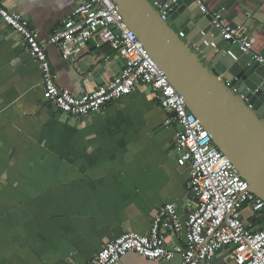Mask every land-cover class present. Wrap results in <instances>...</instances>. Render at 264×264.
Listing matches in <instances>:
<instances>
[{
  "label": "crops",
  "instance_id": "crops-1",
  "mask_svg": "<svg viewBox=\"0 0 264 264\" xmlns=\"http://www.w3.org/2000/svg\"><path fill=\"white\" fill-rule=\"evenodd\" d=\"M81 1L0 0L38 31L58 85L77 96L123 69L108 43L90 42L75 62L48 44ZM223 1L205 4L215 11ZM257 1L264 11V0ZM244 36L264 54V25ZM42 81L38 62L0 17V264H88L121 235L146 234L168 203L187 220L195 198L187 188L189 166L178 165L179 127L166 126L173 114L148 86L80 118L45 100ZM249 216L246 223L254 225ZM184 236L168 235L167 247L181 253ZM120 264L172 263L128 253ZM203 264L238 263L224 249Z\"/></svg>",
  "mask_w": 264,
  "mask_h": 264
},
{
  "label": "built area",
  "instance_id": "built-area-1",
  "mask_svg": "<svg viewBox=\"0 0 264 264\" xmlns=\"http://www.w3.org/2000/svg\"><path fill=\"white\" fill-rule=\"evenodd\" d=\"M178 0H155L153 4L168 21ZM202 15H211L223 39L252 55L264 65V54L253 51V43L231 25L224 8L209 10L205 0H195ZM0 17L9 25L42 72L44 98L68 117H86L129 96L140 85L148 86L161 108L173 114L166 126L179 127L175 146L178 165L189 166L187 188L195 198L194 208L183 223L174 203L161 207L150 230L144 234L125 233L105 244L88 264H120L123 256L136 253L151 261L170 262L176 252L167 247L170 234L185 233L186 249L181 264H200L229 249L238 264H264V201L249 191L233 162L214 143L209 131L188 109L185 97L171 84L139 37L127 26L113 0H82L63 20L48 44L56 46L72 62L78 60L90 42L108 43L123 62L121 73L109 84L82 96L61 88L52 69L46 45L38 31L18 11L0 5ZM182 38L185 35L179 32ZM215 46L214 43H212ZM237 93V90H235ZM243 99L244 95L241 96ZM253 218L254 225L246 223ZM263 219L260 231H254ZM253 227V228H250Z\"/></svg>",
  "mask_w": 264,
  "mask_h": 264
},
{
  "label": "water",
  "instance_id": "water-1",
  "mask_svg": "<svg viewBox=\"0 0 264 264\" xmlns=\"http://www.w3.org/2000/svg\"><path fill=\"white\" fill-rule=\"evenodd\" d=\"M113 1L249 191L264 201V65L226 42L212 16L202 15L195 0H178L168 21L148 0ZM220 7L243 35L248 28L256 31L264 25L261 1L225 0ZM262 225L263 219L254 231ZM182 260L183 254L177 253L171 263Z\"/></svg>",
  "mask_w": 264,
  "mask_h": 264
},
{
  "label": "rangeland",
  "instance_id": "rangeland-1",
  "mask_svg": "<svg viewBox=\"0 0 264 264\" xmlns=\"http://www.w3.org/2000/svg\"><path fill=\"white\" fill-rule=\"evenodd\" d=\"M148 1H149L151 4H154V3H155V0H148ZM201 61H202V63L205 64V65L208 64V63H207V59L204 58V57L201 58Z\"/></svg>",
  "mask_w": 264,
  "mask_h": 264
},
{
  "label": "trees",
  "instance_id": "trees-1",
  "mask_svg": "<svg viewBox=\"0 0 264 264\" xmlns=\"http://www.w3.org/2000/svg\"><path fill=\"white\" fill-rule=\"evenodd\" d=\"M250 228H253V227H250Z\"/></svg>",
  "mask_w": 264,
  "mask_h": 264
}]
</instances>
